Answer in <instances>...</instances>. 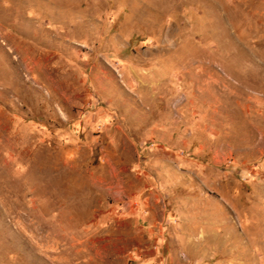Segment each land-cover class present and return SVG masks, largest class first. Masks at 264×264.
Segmentation results:
<instances>
[{"label": "rangeland", "instance_id": "1", "mask_svg": "<svg viewBox=\"0 0 264 264\" xmlns=\"http://www.w3.org/2000/svg\"><path fill=\"white\" fill-rule=\"evenodd\" d=\"M0 264H264V0H0Z\"/></svg>", "mask_w": 264, "mask_h": 264}]
</instances>
